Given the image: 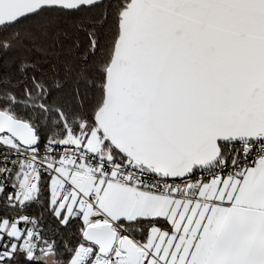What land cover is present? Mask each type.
Listing matches in <instances>:
<instances>
[{
    "label": "snow or ice",
    "instance_id": "snow-or-ice-1",
    "mask_svg": "<svg viewBox=\"0 0 264 264\" xmlns=\"http://www.w3.org/2000/svg\"><path fill=\"white\" fill-rule=\"evenodd\" d=\"M0 264H264V0H0Z\"/></svg>",
    "mask_w": 264,
    "mask_h": 264
}]
</instances>
